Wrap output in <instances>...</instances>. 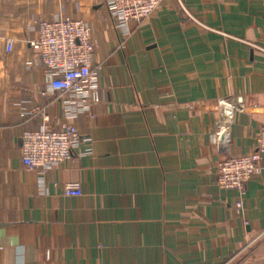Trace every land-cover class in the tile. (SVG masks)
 <instances>
[{"label":"crops","instance_id":"crops-1","mask_svg":"<svg viewBox=\"0 0 264 264\" xmlns=\"http://www.w3.org/2000/svg\"><path fill=\"white\" fill-rule=\"evenodd\" d=\"M108 16L105 0H0V264H264V172L242 198L217 182L264 123V0H165L127 38ZM58 17L90 24L101 68V102L75 119L30 44ZM45 123L81 144L43 175L21 137Z\"/></svg>","mask_w":264,"mask_h":264},{"label":"built area","instance_id":"built-area-1","mask_svg":"<svg viewBox=\"0 0 264 264\" xmlns=\"http://www.w3.org/2000/svg\"><path fill=\"white\" fill-rule=\"evenodd\" d=\"M109 20L121 36L128 37L132 22H142L150 18L165 0H105ZM181 6L185 1L177 0ZM46 68V79L51 91H60L65 99V111L69 119L91 112L101 102L99 73L93 66L96 42L92 27L85 20L69 17L41 20L38 24V37L30 42ZM124 47L123 44H121ZM7 49H14V41L7 40ZM238 107L243 97H236ZM222 106L228 112L235 110V104L224 101ZM226 118V117H225ZM218 122L219 139L226 134V119ZM24 165L30 169L47 173L55 166L71 160L81 144V134L76 125L65 123L60 130L47 123L35 130L26 131L21 137ZM264 123L257 136V148L250 154L229 156L218 168V185L226 190H238L242 198L247 183L256 174L264 172ZM65 193L68 196H81V184L69 182ZM243 201L237 202V208Z\"/></svg>","mask_w":264,"mask_h":264}]
</instances>
